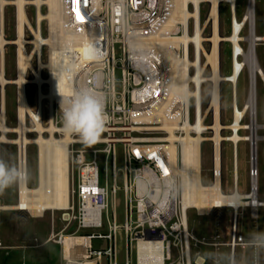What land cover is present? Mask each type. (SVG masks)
<instances>
[{"label": "built area", "instance_id": "2783aa9c", "mask_svg": "<svg viewBox=\"0 0 264 264\" xmlns=\"http://www.w3.org/2000/svg\"><path fill=\"white\" fill-rule=\"evenodd\" d=\"M204 3H208L210 8L207 15L202 18ZM177 4L178 0H62V23L57 47L64 50L69 59V86L66 92L55 97L52 108L49 100L44 99L42 112L39 94L41 91L48 93L50 85L47 82L42 85L37 83L38 75L35 71H39L45 81L49 80L51 76L49 68L40 67L41 63L46 66L50 61V49L48 44H42L41 51H37L32 42L35 34L29 25H25V30L29 29L32 37L31 39L26 37L28 43L25 44V54L29 58L25 84L29 105L27 89L32 85L36 90V107L32 108L30 105L33 115L28 114L26 118V124L29 119L32 125L30 132L27 133L33 134L34 137L30 139L38 138L39 133L35 129L39 124L50 126L52 123L58 130H62L61 102L62 100L66 102L83 88H90L103 95L108 116L105 130L98 142L85 145L78 136L71 135L72 139L68 145L70 202L67 209L61 210L65 225L61 231L57 233L53 231L47 240L61 246L64 264H118L116 240L119 231L123 232L125 238L124 264H168L172 261V248L178 250L182 261L178 264H189L187 256L191 248L190 243L200 242L188 234L187 212L193 208L184 209V183L181 171L184 170L183 159L188 145L186 137L197 136L201 132L204 135L212 132L207 127L211 126L208 123L209 117L212 118L210 122H214L215 119L214 110L210 107L213 74L209 67L201 68V63L199 66L195 65L200 58V50L194 40L188 43V48L184 44H180L178 48H174L173 44L167 45L171 38L186 33L195 36L198 31L197 18L191 16L183 21L176 14ZM8 5L10 4L6 6ZM188 7L191 12L196 13L194 2H190ZM198 10L205 36L208 27L212 31L209 20L211 5L208 0H200ZM3 25L0 19V32L7 38ZM42 35L46 37L48 34L45 35L42 31ZM5 43L3 52H0V71L4 62L3 73L4 77L8 78L5 72V48L16 45L17 77L19 45L12 43L8 38ZM203 43L206 48L209 42ZM78 46L85 48L84 54L77 50ZM170 46L175 52L176 64L164 52ZM235 54L233 58L232 50L229 75L233 73L234 60L237 59L242 64L241 74L248 69L243 61L242 51L236 50ZM202 60L204 61V57ZM185 64L186 68L180 70ZM177 71H181L180 74ZM118 72L120 78L117 76ZM177 76L183 78L181 86L176 85ZM223 78L221 85L226 82L232 88L233 117V113L239 108L236 87L228 75H223ZM184 80L187 81L186 84L182 83ZM10 85L17 87L19 125V85L14 82L9 81L5 85L0 83V117L4 107V122H7L5 92ZM206 85L211 86V92L204 107L203 91ZM250 94L249 92L247 103ZM247 103L241 109L245 114L240 117V122H244L247 115L252 122L253 114L248 110ZM201 118L203 129L196 127ZM190 124H193V127L187 132L186 125ZM171 127L177 136L174 141L169 139ZM43 134L50 138L49 132ZM54 135L60 138L64 132L57 131ZM210 142H212L211 175L214 180L219 173L216 169V145L214 141ZM172 144L175 147L174 154L171 150ZM28 145H34L38 150L36 172L38 185L39 144L29 143L24 148L26 158L24 172L27 174L24 181L27 184L29 182ZM117 145H121L123 150L122 188L117 184L119 171L115 155ZM17 147L20 169V148L18 145ZM174 156L177 157V164L173 163ZM100 162H103L106 170L104 179H101ZM110 166L111 184L110 173L107 172ZM221 168L223 174V166ZM253 174L256 176L257 172L252 167V176ZM20 183L21 181H18V201ZM120 190L123 192L125 208L122 226H118L115 210L116 195ZM111 208L113 211L110 216ZM75 223L76 229L66 233ZM81 230H91L92 233L79 234ZM65 235L71 236L74 240L80 238L85 241L80 244L74 241L66 253ZM95 240L103 241L104 245L95 246ZM246 245L233 225L230 253H235L238 247ZM160 247L162 259L159 257ZM3 248L5 247L0 240V249ZM194 263L198 264L197 260Z\"/></svg>", "mask_w": 264, "mask_h": 264}, {"label": "bare ground", "instance_id": "6f19581e", "mask_svg": "<svg viewBox=\"0 0 264 264\" xmlns=\"http://www.w3.org/2000/svg\"><path fill=\"white\" fill-rule=\"evenodd\" d=\"M200 0H178L176 14H178L183 21L187 18L194 16L197 18V28L198 31L195 36H192L189 33L184 34L183 36H177L171 38L168 42L169 45H174V48H178L180 44H184L188 48V43L191 40H194L200 50V58L195 63L199 66L201 63V68L209 67L212 70V82H213V96L210 101V107L214 110V122L211 123L210 129L212 131V137H207L206 135L199 133L197 136L188 135L186 137L187 147L185 149L184 156V170L181 171V176L184 183L183 191V204L184 209L193 208L197 209L200 214L208 213L212 209L219 211L224 207H231L234 211V222L235 229L237 230V217L239 215V210L243 208H259L264 207V201L259 200L258 198V185L256 176L258 175V170L256 168L257 155H252V165H254L253 170L256 169L257 175L253 174L252 179V188L248 193H241L238 186V143L250 142L257 140L258 136L256 130L258 125L255 122V111L257 105L256 99V78L259 76L264 83V72L258 64V61L255 56V43L264 41V36L256 35L254 32V16H255V2L254 0H249V5L247 12L243 15L242 20L237 23L236 15V2L237 0H208L211 5L210 10V23L212 25V33L210 37L206 38L204 36L203 27L201 24V17L199 19V10L198 2ZM202 1V0H201ZM14 2V1H13ZM32 3L37 7V28L34 29L28 21L27 14L25 11V5ZM190 2L196 4V13L191 12L189 6ZM227 3L231 6L232 9V23H231V32L228 36H222L220 32V4ZM8 4L6 0H0V8L3 9L4 5ZM14 4L17 5V36L12 41L14 44L19 45V54H18V75L14 79L8 80L4 77V67L2 62V69L0 71V83L5 85L6 83L14 82L19 85V125L15 129L9 128L5 124L4 114L2 113L0 117V142L15 143L19 146V167L20 170H25V146L28 143L39 144L40 145V174H39V184L32 188L22 180L20 183L19 190V201L17 204L12 206H1L0 210L16 209L24 210L31 216H42L44 211H61L67 209L70 202V181H69V156H68V145L71 142V135L64 133L63 136L57 138L54 134L58 130L52 123L47 128H44L42 124L37 125L36 131L39 133L38 138L29 139L26 134L30 130L25 124V120L28 114H32L29 104L26 98V89L25 84L27 83V65L29 64V58L25 54V44H27L25 36V25H29L30 29L33 30L35 38L33 43L35 44L36 50L41 51L42 44H48L50 49V61L46 66L41 63V67H48L51 71V76L49 80L45 81L44 78L40 75L39 71H35L38 75L36 81L40 85L47 82L50 85V91L48 95H43L42 91L39 94V104L41 111V102L44 98H49L51 101L55 99L58 95L63 94L68 89L69 82V73L70 65L67 54L64 50H60L57 47V42L59 38V32L61 29V11H62V0H16ZM43 5H46L48 8V13L42 15L40 9ZM201 16V12H200ZM3 18V17H2ZM46 19L48 22V36L46 38L41 35V21ZM246 22H250L251 33L250 36L244 38L243 28ZM7 41L2 32H0V52H3V47ZM204 41H208L211 45L210 50H207L204 45ZM223 41L229 42L233 46V58L236 50H241L243 55V61L247 65L249 72L251 74V86H250V99L247 103L248 110L252 111L253 117L250 124L240 122V117L244 116L245 111L242 110L236 111L233 113L231 120L232 125L224 127L221 123V82L224 80L223 75L221 74V62H220V45ZM248 41L249 48L247 51L242 47L241 42ZM256 41V42H255ZM77 50L84 54L85 48L83 46H78ZM168 58L176 64L175 52L173 48H167L164 50ZM204 57V61L202 58ZM190 62V61H189ZM186 68V64L182 67L183 70ZM242 68L241 62L237 59L234 60L233 64V73L228 75V78L234 83L237 88V79L240 74V69ZM63 69V70H61ZM179 70V69H177ZM180 74L181 71H177ZM183 78L176 77V85L181 86V80ZM186 80L182 83L186 84ZM186 87V85H185ZM53 102L51 104L52 108ZM4 110V107H3ZM42 112V111H41ZM202 118L200 122H197L196 127L201 129L204 128L202 124ZM193 124L186 125L187 132L189 129H192ZM170 130V140L174 141L177 136L174 134V128H169ZM223 129H230L233 132L231 137H222L220 132ZM249 130L251 131L250 135L239 136V131ZM8 132H18L19 137L15 140L7 139ZM49 132L50 138L46 137L43 133ZM205 141H214L216 145V169L219 173V176L214 178L213 183L210 185H204L202 182V144ZM230 141L233 145L234 152V168H233V192L224 193L222 190V142ZM195 143V145L193 144ZM171 150L174 154L175 147L172 144ZM173 163L177 164V157H173ZM67 217V216H65ZM188 230V234H189ZM190 235L196 239L191 233ZM74 241L84 242L85 239H72L71 236L65 235L64 241V250L68 253L72 243ZM82 244V243H81ZM159 257L162 259L163 255L160 247ZM234 255H230V264H234ZM187 261L189 264H193L191 259V248L187 256ZM204 259L202 257L197 259L198 264H203Z\"/></svg>", "mask_w": 264, "mask_h": 264}, {"label": "rangeland", "instance_id": "374dc122", "mask_svg": "<svg viewBox=\"0 0 264 264\" xmlns=\"http://www.w3.org/2000/svg\"><path fill=\"white\" fill-rule=\"evenodd\" d=\"M16 0H6L8 6L4 5L1 9V24H4V32L8 39L13 41L16 38L17 32V5L14 4ZM34 1V0H28ZM255 2V16H254V32L256 35L264 36V0H254ZM14 4V5H12ZM236 15L237 23L242 20L243 15L247 12L249 0H237L236 2ZM6 6V7H5ZM5 8V10H4ZM209 4L204 3L202 5V18L207 15L209 11ZM220 32L222 36H228L231 32L232 23V9L227 3L220 4ZM25 11L27 18L31 26L35 28L37 20V7L31 2L25 5ZM42 15L48 13V8L43 5L40 9ZM3 17V18H2ZM41 35L42 31L45 35L48 34V22L46 19L41 21ZM211 28L208 27L205 32L206 38L211 35ZM229 33V34H228ZM251 25L250 22H246L243 28V37L250 36ZM25 36L31 37L29 29L25 30ZM48 36V35H47ZM46 36V37H47ZM42 37H44L42 35ZM44 37V38H46ZM5 38V37H4ZM7 38H5L7 40ZM242 47L245 51L249 48V42H241ZM206 49H210V44H206ZM233 47L229 42H222L220 45V62H221V74L229 75L231 73V60H232ZM16 55L17 46L9 45L5 48V72L8 78L14 79L16 77ZM255 56L259 66L264 72V41L257 42L255 48ZM4 63V62H3ZM4 67V64H3ZM249 69H246L241 76L237 79V105L238 110L247 103L249 97V90L251 86V74ZM120 78V72L117 73ZM7 78V79H8ZM10 80V79H8ZM250 85V86H249ZM119 87V85H118ZM16 86H8L5 92L6 99V120L5 123L9 128L15 129L18 127L17 122V102H16ZM29 103L32 108L36 107V90L34 86L28 87ZM211 86L206 85L203 91V106L207 105L210 97ZM49 93V92H48ZM48 93L42 92L43 95ZM50 105L51 101L49 98ZM43 99V100H44ZM256 111H255V122L258 125L256 134L258 136L256 145V168L258 175L256 176L258 185V198L264 201V83L261 78H256ZM41 102V111L42 104ZM221 123L224 127L232 125V88L229 83H222L221 85ZM29 105V107H30ZM30 107L31 111L32 108ZM45 110L46 106H45ZM33 112V111H32ZM4 114V110H3ZM212 118L209 117L208 123ZM244 123L250 124V118L247 117ZM26 124V120H25ZM26 126L28 129L32 128L31 122L28 119ZM44 128L48 126L42 125ZM37 129V127H36ZM35 129V131H36ZM30 132V131H29ZM28 133V132H27ZM251 131L244 130L239 131V136L250 135ZM220 134L222 137H231L233 135L232 130L223 129ZM30 139L33 134H26ZM207 137H212V132L206 134ZM1 137V132H0ZM19 137L18 132H8L7 139L15 140ZM31 143V142H30ZM29 144V143H28ZM212 142L207 141L203 143L202 151V182L204 185H210L213 182L211 169H212ZM222 166H223V177H222V190L224 193L233 192V168H234V152L233 145L230 141L222 142ZM116 164L118 171L117 184L120 188L123 185V150L121 145L115 147ZM0 157L5 159L11 166L18 168V147L15 143L0 142ZM40 157V155H39ZM238 186L241 193H248L252 188V160H251V143L250 142H239L238 143ZM37 167H38V150L34 145L27 146V168L29 175V187H36L37 185ZM110 173V184L111 179V166L107 169ZM106 173L103 162H100V174L101 179H104ZM116 220L118 226H122L124 222V196L122 190L116 195ZM18 202V182L12 184L6 188L3 192H0V205L1 206H12ZM213 210V209H212ZM113 209H110V216L112 215ZM42 217V218H39ZM188 218V230L195 236L200 242L196 243L191 241V259L193 261L197 258L202 257L204 259L203 264H230V246L232 241V229L234 222V211L231 207H224L219 211H209L208 213L200 214L197 209H190L187 212ZM238 226L237 232L244 239L247 244L245 247H238L235 252L234 264H264V248L254 249L249 246V240L255 233H264V207L259 208H243L239 210L237 218ZM65 222L62 220V211H44L42 216L33 217L28 214L27 217L20 216L16 209L0 210V240L3 242L5 248L0 249V255H4L6 251L15 249L20 246L22 250H25V256L27 260L39 259L48 260L55 257V254L61 247L49 243L44 245L46 236L49 237L54 231L55 233L61 231L64 228ZM76 229V223L73 224L66 233H71ZM91 230H81L79 234H91ZM18 234L22 237L21 239H15ZM9 236H12V241L8 240ZM38 238V239H37ZM117 255L118 264L125 263V238L122 231L117 233ZM95 246H103L104 242L100 240L94 241ZM15 251V250H14ZM172 261L168 264H178L182 262L178 254V250L172 248ZM135 256H133V261Z\"/></svg>", "mask_w": 264, "mask_h": 264}, {"label": "clouds", "instance_id": "9594fccd", "mask_svg": "<svg viewBox=\"0 0 264 264\" xmlns=\"http://www.w3.org/2000/svg\"><path fill=\"white\" fill-rule=\"evenodd\" d=\"M63 132L76 135L85 145H93L100 139L108 120L105 112V98L90 88H83L61 102ZM27 174L11 166L0 157V192L18 181L26 180ZM165 197L167 185H165ZM254 249L264 248V233H255L249 240Z\"/></svg>", "mask_w": 264, "mask_h": 264}, {"label": "crops", "instance_id": "0c3cea01", "mask_svg": "<svg viewBox=\"0 0 264 264\" xmlns=\"http://www.w3.org/2000/svg\"><path fill=\"white\" fill-rule=\"evenodd\" d=\"M39 218H42V217H39ZM237 226H238V222L236 224V227ZM20 237H22V236L20 234H18L14 238L20 240L21 239ZM48 238L49 237L46 236V238L44 239L45 240L44 245L52 242V241L47 242ZM12 239H13V237L9 236L8 240L12 241ZM52 243H54V242H52ZM54 245H58V244L54 243ZM0 251H4V250H0ZM234 257H235V255H234ZM0 264H64V261L62 259V250H58L57 253L55 254V257H52V258L48 259L47 261L46 260L45 261L39 260V259H30L28 261L27 257L25 256V250H22V248L20 246H17L13 250L6 251L4 253V255H2V256L0 255Z\"/></svg>", "mask_w": 264, "mask_h": 264}, {"label": "water", "instance_id": "95a60500", "mask_svg": "<svg viewBox=\"0 0 264 264\" xmlns=\"http://www.w3.org/2000/svg\"><path fill=\"white\" fill-rule=\"evenodd\" d=\"M255 44H257V43H255ZM254 154L256 155V141H253L251 144V157ZM252 167L254 168V165H252ZM18 212H19L20 216H24V217L28 216V213L25 212L24 210H18Z\"/></svg>", "mask_w": 264, "mask_h": 264}]
</instances>
